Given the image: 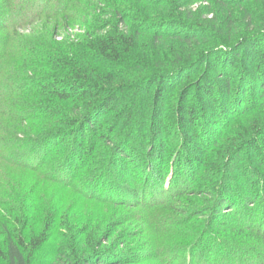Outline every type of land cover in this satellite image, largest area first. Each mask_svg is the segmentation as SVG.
Returning a JSON list of instances; mask_svg holds the SVG:
<instances>
[{
    "label": "rangeland",
    "instance_id": "rangeland-1",
    "mask_svg": "<svg viewBox=\"0 0 264 264\" xmlns=\"http://www.w3.org/2000/svg\"><path fill=\"white\" fill-rule=\"evenodd\" d=\"M89 1L96 11L74 0L55 16L48 12L62 6L59 0H0V139L7 141L0 142V154L10 160L0 158V264H7L6 230L36 236L44 227L47 240L32 264H72L60 260L61 249L87 264H264V136L260 150L247 140L254 122L264 123V104L242 102L248 111L237 115L232 104L236 116H215L208 134L200 110L201 163L191 161L177 120L181 99L199 105L195 87L209 73V59L231 57L244 39L258 42L264 53V0ZM118 11L130 20L121 22ZM132 16L141 26L126 63L107 67L87 57L91 35H134ZM93 23H101L100 30ZM188 30H197L196 38H183ZM46 48L117 78L122 88L107 115L99 118L93 108L86 113L82 101L37 93V81L54 77L38 56ZM77 48H84L83 58ZM157 70L174 77L160 96L149 82ZM221 72L208 78L215 82ZM227 75H237L233 100L241 76L264 77V62ZM56 107L81 122L68 128V119L51 113ZM90 114L97 125L80 130ZM46 134H54L49 144H33ZM25 156L31 164L47 159L48 178L13 163ZM175 185L180 195H162Z\"/></svg>",
    "mask_w": 264,
    "mask_h": 264
},
{
    "label": "trees",
    "instance_id": "trees-1",
    "mask_svg": "<svg viewBox=\"0 0 264 264\" xmlns=\"http://www.w3.org/2000/svg\"><path fill=\"white\" fill-rule=\"evenodd\" d=\"M72 1L74 0H59V3H62L57 10H49L48 14L50 15H57L58 13H66L68 8L72 5ZM81 2L89 3L93 10H97L98 7L96 5H93L89 0H80ZM113 0H108V5L112 6ZM144 2V0H142ZM242 1L239 0V5L242 4ZM85 3V4H86ZM116 5V4H114ZM47 11V10H46ZM101 11L100 9L98 10ZM64 12V13H63ZM119 13V19L122 20L121 22L127 23L129 21V14L118 11ZM131 15V14H130ZM65 17L68 18H74V16L67 14ZM136 18V17H135ZM134 16L131 17V24L132 29L134 30V35L126 36V35H120L119 33H113L108 35H100V36H93L91 35L89 38V41L87 42L86 50H87V57L95 59L98 58L102 62H104L105 66L112 67L121 65L122 63H126V60L132 56L131 52L134 48H137V36H139V30H140V24L139 20ZM76 22H78V19H75ZM79 24V23H78ZM182 24L181 22H177L176 25ZM104 25V24H103ZM91 26V25H90ZM101 23L94 24L91 28L100 30ZM197 30H188L183 38H186L187 40H193L196 38ZM240 44V49H235L231 57H226L223 55L218 54L214 59L208 60V72L206 77H204V80H200L198 83H196V89L199 93V105H191L186 100L181 99L178 107V123L179 126L182 128V137L184 143L187 145L188 149L190 150L191 155L193 156V159L191 161L197 162L200 161V156L203 153V147L199 141H197V138L199 136V133L196 132V118L197 113L202 111L203 116H206L205 121L202 119L201 125L206 127V133L209 131H212L211 123L214 120L215 116H218L219 114L223 117V119L230 118L234 114L233 108L236 109V115L241 113L243 114L244 111H248V107H245V110L242 109L241 103H248V105H256L261 108L263 106L262 97H264V89H262V85L264 84V77H260L257 79V77L250 76H241V80L239 83V87H237L236 96L233 97L232 100V85L234 87V83L237 80V75H227L228 71L235 70L238 66H243L245 69L247 67H253V68H259V66L262 67V64L264 62V53L263 51L258 47V42H252L248 41L247 39L242 40ZM85 48V47H84ZM77 50V55L80 57L82 56V50ZM47 49V48H46ZM48 52L45 53V49L42 50V52H38L39 58L43 56L46 58V71L50 72V75L53 76L51 78V81L46 80H39L37 81L39 89L37 90V93H41L43 95L47 96H58L59 100L70 102V101H82L83 105L85 106V112L91 113L92 108L97 112L95 114L97 117L105 116L107 115L111 110L114 103V100H118L119 93L122 87H116V84L114 80L117 81V78L114 77L112 73H108L106 76H101L96 73L97 68H94L92 66H85L79 60L73 59L68 54H61L56 53L54 50L50 48L47 49ZM243 50V52L241 51ZM83 58V56H82ZM259 60L261 63H259L257 66L255 65V61ZM219 64L223 65V68L220 69L221 66ZM2 65H0L1 70ZM63 71L68 75V78H57L55 77L58 72ZM222 71V72H221ZM1 72V71H0ZM210 72H213L214 74H218V72H221L223 74V78L218 79L217 81H211L209 78ZM182 75H185V79H189L190 75L188 73L185 74V72H181ZM1 76V75H0ZM264 76V75H263ZM209 77V78H208ZM253 77V78H251ZM174 77L169 76L168 71H162L157 70L155 73H153L149 77L150 86L151 85H157V87L160 88V91L158 95L160 96L162 92H166L168 90V85L170 82L172 83L174 81ZM25 82V79H23ZM119 81V80H118ZM259 81V83L257 82ZM19 82L20 86L25 87L27 82ZM120 82V81H119ZM122 82V81H121ZM179 78L175 80L173 83L174 86H178ZM28 84V83H27ZM171 85V84H170ZM235 88V87H234ZM233 88V89H234ZM14 91V89H13ZM14 93V92H13ZM12 93V94H13ZM246 94H249V97L246 96ZM26 95V94H25ZM220 95V97L218 96ZM219 98V101H218ZM233 104V108H232ZM40 110H47L46 107L42 106L38 108ZM2 110L0 109V115L2 114ZM56 117H62L64 116L65 119H68L67 122H65V125L68 128H72L77 126L81 121L80 118L73 117L72 115L65 114L62 110L59 108H53V112H51ZM92 114V113H91ZM89 115V117H86L84 119V123H82L80 126V130L84 129L86 125L94 124L97 125L95 122L91 120V117L94 115ZM234 114V115H235ZM219 115V116H220ZM235 115V116H236ZM124 116V115H121ZM119 116V117H121ZM99 120V119H97ZM58 121L57 123H59ZM264 123H259L258 121H255L252 128V134H250L247 138L249 141V146L253 147L255 150H260V137L264 136V130L263 125ZM101 129V130H100ZM98 129L100 133H102L103 128ZM193 129V130H192ZM79 131V130H77ZM98 132V133H99ZM216 132V131H213ZM207 133V134H208ZM216 133L219 134L217 131ZM77 132L72 133V136H76ZM217 134V135H218ZM54 134H46L45 136L37 137L34 141V145H44L49 144ZM84 135V133H82ZM220 136V134H219ZM82 138V137H81ZM0 142H3L4 145L7 143V141H4L3 138L0 139ZM31 145V146H34ZM61 154V153H60ZM8 153H5L3 151V154H0V158L4 159L5 161L10 162V160L7 157ZM27 156L20 157V160L15 161L13 163L16 164V166L24 167L33 171H36L40 175L44 176L45 178H48L46 176L47 167L50 166L47 159H40L38 163L32 162L27 160ZM30 160V159H29ZM47 160V161H46ZM189 160L190 165H194L193 162ZM61 162V161H60ZM12 163V162H11ZM60 164L56 165L59 166ZM162 188H164L162 186ZM162 195L164 192H168V194L173 193L174 195H180L181 188L176 190L175 187L170 189H162ZM167 190V191H166ZM167 194V193H166ZM173 195V196H174ZM156 197L161 196L157 195ZM154 198V197H153ZM163 201V200H162ZM226 202H222L221 205H226ZM231 205V204H228ZM233 206V205H232ZM232 208V207H230ZM188 213V212H187ZM45 226V225H44ZM46 229L45 227L41 231L40 235L37 234L36 236L33 234H26L23 233H16L15 231L9 232L5 231L6 233V239H5V246L6 251L4 252V259L7 264H32V258L35 254V252L40 249L46 242L47 236L45 235ZM31 233V232H30ZM61 254L63 256H60V260L64 259L69 260L72 264H87L88 261L81 257V255L78 253L76 256L70 253L63 252L61 249ZM101 258V257H99ZM100 262H104L100 261ZM174 264V263H172Z\"/></svg>",
    "mask_w": 264,
    "mask_h": 264
}]
</instances>
